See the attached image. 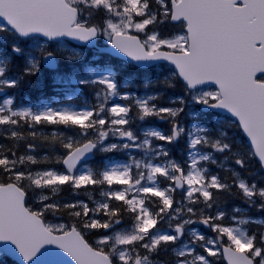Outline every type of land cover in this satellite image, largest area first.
Listing matches in <instances>:
<instances>
[{"label": "snow or ice", "instance_id": "1", "mask_svg": "<svg viewBox=\"0 0 264 264\" xmlns=\"http://www.w3.org/2000/svg\"><path fill=\"white\" fill-rule=\"evenodd\" d=\"M0 140V264H264V0H0Z\"/></svg>", "mask_w": 264, "mask_h": 264}, {"label": "rangeland", "instance_id": "2", "mask_svg": "<svg viewBox=\"0 0 264 264\" xmlns=\"http://www.w3.org/2000/svg\"><path fill=\"white\" fill-rule=\"evenodd\" d=\"M104 41H106L105 39H103ZM68 44V43H67ZM68 47L69 48H73L74 46H71L70 44H68ZM72 88H74V85H64V89H72ZM135 95H138V96H144V95H146V94H149V93H144V94H140V93H137V92H135L134 93ZM74 96V95H73ZM73 96H71V97H73ZM48 104H50L51 106H60V105H64V106H68L69 104H59V105H55V104H53V103H49V102H47ZM151 125V124H150ZM152 126H155V125H152ZM156 127V126H155ZM158 128H160V127H158ZM160 129H163V128H160ZM164 130V129H163ZM158 143H163V142H158ZM183 151L184 150H181V153H182V155H183ZM175 158H177V159H180L181 158V156H179V157H175ZM114 162H124V161H120V160H113ZM61 195L63 196V197H65L66 199H73V198H79V199H83L85 202H88L89 201V199L91 198L92 200H99V199H101L102 197H101V194H100V190L99 189H94L93 188V186H89V188L87 189V191H85V190H81V192H80V194L77 196V197H73V196H71L70 194H69V192L67 191V188H66V186H65V191L64 192H62L61 193ZM90 207H91V204L89 205ZM71 219L70 220H67V219H65V218H63V217H61V218H58V219H54V218H52V217H49V222H51V223H71ZM92 237H93V239H95L96 238V236L94 235V234H92ZM219 264V263H218Z\"/></svg>", "mask_w": 264, "mask_h": 264}, {"label": "trees", "instance_id": "3", "mask_svg": "<svg viewBox=\"0 0 264 264\" xmlns=\"http://www.w3.org/2000/svg\"><path fill=\"white\" fill-rule=\"evenodd\" d=\"M35 89V87H33V88H28V89H25L27 92H29L30 90H34ZM256 166V165H255ZM255 166L253 167V170L255 171ZM259 168H258V174H259Z\"/></svg>", "mask_w": 264, "mask_h": 264}, {"label": "water", "instance_id": "4", "mask_svg": "<svg viewBox=\"0 0 264 264\" xmlns=\"http://www.w3.org/2000/svg\"><path fill=\"white\" fill-rule=\"evenodd\" d=\"M61 255L63 256V254H61ZM64 259H65V260H68V258H67L66 256H64Z\"/></svg>", "mask_w": 264, "mask_h": 264}]
</instances>
